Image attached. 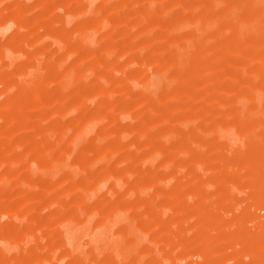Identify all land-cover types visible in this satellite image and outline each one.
I'll return each mask as SVG.
<instances>
[{"label": "rangeland", "instance_id": "obj_1", "mask_svg": "<svg viewBox=\"0 0 264 264\" xmlns=\"http://www.w3.org/2000/svg\"><path fill=\"white\" fill-rule=\"evenodd\" d=\"M0 264H264V0H0Z\"/></svg>", "mask_w": 264, "mask_h": 264}]
</instances>
